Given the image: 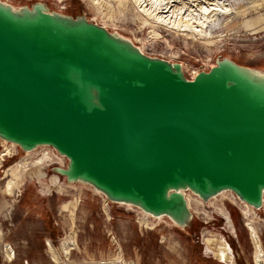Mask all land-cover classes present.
Returning a JSON list of instances; mask_svg holds the SVG:
<instances>
[{"label":"water","instance_id":"water-1","mask_svg":"<svg viewBox=\"0 0 264 264\" xmlns=\"http://www.w3.org/2000/svg\"><path fill=\"white\" fill-rule=\"evenodd\" d=\"M0 140L50 147L67 183L186 229L184 192L261 209L264 74L223 58L188 79L82 16L0 2Z\"/></svg>","mask_w":264,"mask_h":264},{"label":"rangeland","instance_id":"rangeland-1","mask_svg":"<svg viewBox=\"0 0 264 264\" xmlns=\"http://www.w3.org/2000/svg\"><path fill=\"white\" fill-rule=\"evenodd\" d=\"M0 2L14 9L44 3L50 12L73 18L82 16L134 42L149 57L182 64L188 79L200 71L207 72L223 58L264 71V0H230L235 13L220 18L222 27L210 26L209 32L214 38L210 47L200 44L203 39L194 45L166 27L158 30L145 25L135 5L116 0H99L103 9H98L92 0ZM154 32L160 37L155 38ZM2 141L0 264H224L213 257V248L206 252V244L218 248L220 240L228 248L234 264H254L247 223L254 227L264 250V208L248 212L231 192L203 202L204 205L192 200L193 219L182 229L167 217L157 221L135 207L130 209L110 201L106 204L105 197L84 187L85 183H69L73 184L70 187L59 183L60 191L57 188L49 191L48 180H36L33 176L38 159L48 154L51 161L44 164L48 177L56 174V167L64 165L65 168L67 161H62L50 147L37 148L27 154L15 144L11 147ZM60 179L65 181L64 177ZM8 181L13 182V187L12 192L6 194L4 189ZM6 245L14 252L10 263L6 259Z\"/></svg>","mask_w":264,"mask_h":264},{"label":"bare ground","instance_id":"bare-ground-1","mask_svg":"<svg viewBox=\"0 0 264 264\" xmlns=\"http://www.w3.org/2000/svg\"><path fill=\"white\" fill-rule=\"evenodd\" d=\"M92 1H93V3L94 2L96 3L95 6L97 5L96 7H98V9L104 8L103 7L104 5L101 4L99 2V0L98 1L92 0ZM111 1L115 2V0H111ZM116 1L120 2L121 4L122 3H128L130 5L133 4V7L135 5V7L137 8V14H139L142 21L145 23V25L147 24V25H149L153 28H156L158 30H163V28L166 27L167 29L171 30L172 34H178V35L190 40L191 42H193L192 44H194V45L196 43L198 44L200 39H203L204 41L200 42V44H202L203 46H207V47L208 46L210 47V45H212V43L214 42V38L211 37V34L209 32L211 30L210 26L212 24H215V25L217 24V26L222 27V23H221L220 18H222L223 16H231V15H234V13H235L232 11L233 9L230 5V0H116ZM110 10L112 11V9H110ZM108 17L111 18L112 17L111 14L108 15ZM207 32H209V33H207ZM116 35L119 36L118 34H116ZM153 35H155V38H157L159 36V33L154 32ZM132 43L134 45H136L134 42H132ZM138 49L141 52H143L142 48L138 47ZM180 65L182 66V64H180ZM185 68H184V70H185ZM182 70H183V68H182ZM258 72L260 74H264V71H258ZM3 143L6 145H9L11 147L15 146L12 143H6V142L2 141V144ZM40 148L49 149V147H40ZM5 151H7V149ZM35 151H37V150H35ZM26 153L28 154V152H26ZM55 155H56V153H55ZM57 156L60 157V159L62 161H64L65 158L63 156L58 155V154H57ZM24 157H26V156H24ZM49 159L50 158H49L47 153L43 154V156L38 159L39 164L36 166V172H33L34 178L36 180H42V181L48 180V184H47L48 188L47 189L49 191H51L54 188L55 189L57 188L60 191L62 189V187L59 186V183H61L62 185L68 186V187L73 185L74 183L69 184V183L65 182L66 180L61 181L60 176L58 174H54V175L49 176V177L47 176V173L44 171V164ZM49 161H51V160H49ZM61 166L64 168V165H60V167ZM33 176H32V173H30V179L31 180H33L32 179ZM85 186L92 189L97 195H100L102 198H104V196L101 195L94 188H91L88 185H84V187ZM12 187H13V182L8 181L6 186H5L4 192H6V194L11 193ZM228 193H230V192H223V193L219 194L218 196L209 200V202L212 200H215L218 197L220 198V197H222ZM184 195L186 197L189 209H191V201L192 200H194V201L196 200V202L200 203L201 205H204L201 200H199L197 197L191 195L190 192L189 193L184 192ZM103 201L106 204H107V202H109L105 198ZM116 204H119L122 207L123 206L128 207L130 209L133 208L129 205L122 204V203H116ZM241 204L245 207L244 209H246L248 212H252V213L256 212L253 208L249 207L245 203L241 202ZM261 208H264V197H263V202H262ZM136 210L141 212L142 214L146 215L147 217H150V218L157 220V221L158 220L160 221V219H164V217L151 216V215L143 212L142 210H140L138 208ZM191 213H192V211H191ZM229 219L230 218H228V224L231 225V220H229ZM171 226H172V224H171ZM247 227L249 229L250 238L252 240L251 242L253 243V256H252L253 257V263L254 264H264V250H263V247L261 245V241L259 239V236H258L257 232L255 231L254 227H252L251 223H247ZM217 243H219L218 248H217V246L212 247V245L206 244V252H210V250L213 248L214 249L213 257L215 259H217L219 262L224 263V264H234L233 258L231 256L228 248L226 247L225 243L222 242L221 240ZM48 246L50 249L51 245L49 244ZM69 249L70 248L68 247V250ZM5 250H6V259L10 263L14 259V252H13L12 248L8 245H6ZM118 260L120 261L121 259H118ZM25 264H28V262H26ZM103 264H116V263L115 262H104Z\"/></svg>","mask_w":264,"mask_h":264}]
</instances>
